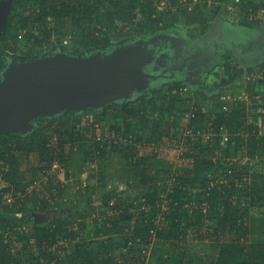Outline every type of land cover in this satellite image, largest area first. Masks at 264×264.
<instances>
[{
    "label": "rangeland",
    "instance_id": "1",
    "mask_svg": "<svg viewBox=\"0 0 264 264\" xmlns=\"http://www.w3.org/2000/svg\"><path fill=\"white\" fill-rule=\"evenodd\" d=\"M152 1L157 4L156 14L162 15L165 19L162 22H168L167 27L156 30L147 27L145 32L138 34L133 27L121 28L119 26V29H111L110 32L107 31L101 35L102 41H98L97 48L92 51H88L86 46L79 42L80 38L76 37V31L73 28L70 33V28L66 24L57 23L53 17L47 19V28L52 30L51 37L46 39L42 46L37 44L40 33L35 34L33 30H29V27L23 30L20 28L22 36L18 46L19 55L14 56L5 52L4 47L11 46V43L0 41V83L4 81L3 73L7 70H17L22 73L35 70L49 79V86H54L56 91H61L59 98L68 97L66 90L73 88L69 75L77 70V65H81V60L84 58L100 61L111 54L113 58L119 60L125 58L123 56L128 50L130 66L131 64L136 65L135 70L138 74V81L134 80L138 84L132 82L130 90H124V97L110 100L101 106H88L79 110L56 102L48 112L31 117L28 123H24L23 128L0 131V139L4 135L27 138L36 129H44L54 151H59L63 147L73 156L72 161L65 163V168H61L65 165L60 162H53L48 173L29 187L30 191L38 188L41 181L46 182L49 175L56 171V174L68 184L64 197L48 201L50 207L47 210H40L36 204L30 203L28 213L17 214L19 218H26L29 221L23 224L17 223L0 233L3 234L5 242L9 241L8 252L18 264H38V260L43 264L53 263L49 261V255L44 257L40 247L34 244L35 237L32 233L36 225L49 226L59 221L62 225V232L59 234L58 242L43 247V251L48 254L51 252L52 256L59 255L63 263H70L78 252V242L87 241L90 249H97L105 242V239L110 237L111 241L108 244L105 243L108 256L112 260H121L124 263L126 256L130 258V254L123 253L118 246L124 243L126 237L130 235L129 230L110 235L100 234L98 230L111 226L114 219L121 217L126 211L130 213V209L133 212H141L140 210L146 206L143 196L150 188H158L163 192L174 184V173L172 175L167 172L166 165L158 166L163 171L157 173L156 184L144 186L138 183L134 175L135 169L131 168L130 159L127 156L130 151L128 146H131L132 142L126 135V129L122 134L114 135L109 128L103 129L98 125H91L92 119L97 115L101 116L107 106H133L152 96L157 99V109L154 112L149 110L145 112L144 122L143 118L135 120L137 124H145L143 125L144 139L141 144H137V152L138 155H143L152 152L154 146L158 147V154L161 153V156L168 158L166 162L170 163L171 173L183 161L181 158L185 140L183 127L187 118L179 109L169 113V120L166 119L167 114L164 115L161 112L163 99L167 98L166 95L169 94L167 92L174 84H178L179 89L181 86L187 87V91H184L181 97H184L183 102L191 107L199 105L207 111L217 108L228 110L238 105L246 106V111L242 116L244 129L240 130V134L244 136V149L237 156H226V159L230 163L228 165L234 169L235 167L252 169L257 164L260 166L259 161L264 158V34H261L264 30V14H261L264 12V0H251L259 4L258 17L263 16V22L255 25H262V28H254V30L245 26L237 29L227 27L228 23L245 25L243 23L247 20L245 16L247 11L243 7L245 0ZM196 4L203 6L201 14L203 19H208L207 27H204V22H189L187 19L189 14L194 12ZM40 8L41 4H36L32 0L26 12L29 14ZM24 11L25 7L20 3L17 4V0H0V34L6 28L11 15L15 13L16 19H19ZM95 17V15L91 16L92 25L90 27L92 29H87L89 32L99 26ZM248 18L251 19L249 15ZM233 35L236 37L232 38ZM107 37L109 45L104 48L102 45ZM88 39L94 41L95 37L93 35ZM131 46H133L132 49H130ZM229 47H233V51H238L239 55L230 51ZM248 48H251L252 55L246 51ZM31 49L34 53L28 56L27 53ZM140 78L142 80H139ZM139 85L142 88L137 89ZM80 88L89 90L88 98L91 101L99 103L104 101L95 90H91L92 85L87 87L86 84H82ZM256 88L259 93H255ZM177 89V87L174 88V90ZM181 102L180 106L183 105ZM72 113L83 118L85 128L83 137L73 141L70 140L71 136H66L68 140L61 144L52 121L61 119L63 123L70 125L73 121ZM159 124L164 134H166V128L172 126L169 131L170 135L167 137L157 131L159 137L153 143L151 138L156 130L155 127ZM226 134L229 133L225 132L224 135ZM257 140L261 145L257 144ZM102 146H105L104 149L108 151L104 156L99 153L98 149ZM250 152H253L254 156L249 155ZM36 154L31 155L30 158L20 157V163L17 166V176L20 180H31L35 167L39 165V157ZM12 166L15 167V164L0 166V169L8 170ZM67 171L71 174L69 177H66ZM0 183L6 184L4 173L1 171ZM211 185L219 189L223 188L226 197L234 195L236 197V192L232 191L234 187L230 185L229 180H224L223 183L214 181ZM227 185L230 191L225 188ZM237 187V193L241 196L240 203L250 208L249 220L252 222L247 220V225H249L251 241H264V228L257 219L259 216L254 213L256 207L260 208L258 210L264 209V191L257 193L251 186L248 187L242 182H238ZM191 190L203 195L205 188L201 184H196L191 187ZM46 194L48 193H44L43 196ZM167 197L166 193H162L160 195L162 200L158 199L156 205H147L149 214L156 213L155 223L162 228L167 226L163 216L168 206L167 202H170L166 200ZM204 204L201 205L196 198L194 199V203L189 205L190 219L198 220L202 208L206 212L204 208L207 205ZM70 231L73 235H70ZM196 235L192 231L188 242L180 245L184 246L183 248L188 252L186 259L195 264H216L220 246L215 236L202 240ZM239 236V229L234 228L226 238L231 241L238 239ZM27 238L34 243L24 245ZM144 246L146 264H157L161 255L159 241L155 237L150 244H144ZM163 250L168 253L172 248ZM80 262L84 264L83 261Z\"/></svg>",
    "mask_w": 264,
    "mask_h": 264
},
{
    "label": "trees",
    "instance_id": "2",
    "mask_svg": "<svg viewBox=\"0 0 264 264\" xmlns=\"http://www.w3.org/2000/svg\"><path fill=\"white\" fill-rule=\"evenodd\" d=\"M30 1L32 0H17V4L20 3L21 6L25 7V11L22 12L19 19H16L15 13L11 15L6 28L0 34V41L11 43V46L4 47V51L8 54L14 56L20 54H18V46L22 36L20 31L28 27L35 34L36 32L40 33L37 44L42 46L45 40L51 37L52 33V30L47 28L48 17H53L57 23L66 24L70 28V33L73 28L76 31V37L80 38L79 42H82L88 51L97 48L96 43L103 39L100 36L107 31L110 32L111 29L130 26L138 34H142L147 27L156 30L168 26V22H162V20H165L162 15L156 14L157 4L152 0L145 2L140 0H34L36 4H41V8L27 14V6ZM139 6L140 8H138ZM202 7V5L196 4L194 12L189 14L187 19L189 22H204V27H207L208 19H203ZM243 7L247 11L245 15L247 20L243 22L245 25H239L241 27H258L255 25L263 22V16L258 17V13H260L258 11L259 4L251 0H245ZM261 14H264V12ZM92 15L96 16L95 19L99 26L89 32L87 29H92L90 27L92 25ZM248 15L251 19L248 18ZM96 34L97 36H95ZM93 35L95 37L94 41L88 39ZM107 45H109L108 37L105 38L102 47L105 48ZM33 53L34 50L31 49L27 55L30 56ZM175 87L178 89L174 90ZM181 88L184 87L181 86ZM181 88L179 89L178 84H174L171 90H168L167 93L169 94L166 95L167 98H164L161 104V112L164 115L167 114V120L170 119L169 113H172L175 109H179L187 117L183 127V133L185 134L183 151L181 152L183 161L172 173L170 163L166 162L168 158L161 156V153L158 154V147L154 146L152 152L143 155H138L137 152V144H141L144 139L143 125L145 126V124H137L135 120L143 118L142 121L144 122V113L148 110L154 112L157 109L158 102L155 97L141 100L133 106H107L101 116L97 115L92 119L91 125H98L103 129L109 128V131L114 135H120L126 129V135L130 137L132 142L131 146H128L130 151H128L127 156L130 159L131 168L135 169L134 175L137 177L139 184L144 186L156 184L157 173L163 171L158 168L161 165H166L167 172H170V174L173 175L174 173L175 181L170 188L163 192L158 188H150L143 196L146 206L140 210L141 212H133L130 209V213L128 211L124 212L121 217L113 220L111 226L101 228L98 233L110 235L111 233H124L129 230L130 235L126 237L124 243H120L118 246L123 253L130 254V258L126 256L125 259L127 264H146L144 244H150L155 237L160 243L159 250L161 251L157 264H195L186 259L188 252L183 248L184 246H180L181 243L188 242L192 231L202 240L207 239L209 236H215L220 246L216 264H264V241H251L249 225H247L250 208L240 203L241 196L237 193L238 182L247 184L248 187L251 186L257 193L264 191V158L259 161L260 166L257 164L252 169H244V167H235L234 169V167L228 165L229 162L226 159V156H237L244 149V136L240 134V130L244 129L242 116L246 111V106L238 105L228 110L217 108L207 111L199 105L191 107L188 103L183 102L184 97H181L183 94ZM255 93H259L258 88H256ZM180 102L183 107L179 105ZM225 105L228 108L227 104ZM72 115L73 121L70 125H67L66 122L63 123L61 119L52 121L59 134L61 144L68 140L65 138L66 136H71L70 140L73 141L83 137V130L85 129L82 122L83 118L75 113H72ZM171 127L166 128V134H164L160 124L157 125L151 141L155 143L154 141L158 140V132L169 137ZM225 132L229 133L226 134L227 140L224 139ZM257 141V144H260L259 140ZM226 144L227 146H225ZM104 148L105 146L98 148L99 153L103 156L108 152ZM52 150L50 139L45 134L44 129H36L27 138L4 135L0 139V166L15 164V167H9L8 170L5 168L0 169L6 179L5 186L0 190V233L17 223L23 224L25 221H29L26 218H19L16 214L20 212L28 213L30 203L36 204L40 210H47L50 207L48 201L64 197L68 184L56 174V171L54 174L49 175L46 182L41 181L39 189L36 188L32 192L27 190L29 185L48 173L53 162H60V164L65 165L61 168H65V163L73 159L71 153L63 147L59 151ZM35 153L39 157V165L35 167L31 180H20L17 176L20 157L30 158ZM249 155L254 156V153L250 152ZM135 157L136 160L134 161ZM69 175L71 174L67 171L66 177H69ZM224 180H229L230 185L234 187L232 191L236 192V197H234L235 195L226 197L223 188L219 189L211 185L214 181L223 183ZM166 182L168 183V181ZM196 184H201L205 188L203 195L191 190V187ZM225 188L230 191L229 185ZM13 190L23 193L22 197H18L14 204L3 198V195L9 194ZM44 193L48 194L43 196ZM162 193H166L168 196L166 200L170 201L167 202L168 206H166L163 215L164 223H167L166 228L158 226L154 219L156 213L149 214L147 210V205H156ZM195 198L201 205H205L204 203L207 205L204 208L206 212L202 208L198 220L190 219L191 210L189 205L194 203ZM258 209L260 208L256 207L254 213L259 216L257 219L261 227L264 228V209ZM13 214L16 217H13ZM194 214L196 215V212ZM234 228L239 229L240 236L238 239L229 241L226 237ZM61 232L62 225L60 221L49 226L36 225L33 227L32 233L35 237V243L30 242V239L27 238L24 245L36 244L38 248L40 247L39 249L44 257L49 255V261H53L54 264H81L80 261H83L84 264H126L121 260H112L108 256L106 244L111 241L110 237L105 239V242L99 245L97 249H90L87 241L78 242V252L73 261L63 263L59 255L52 256L51 252L48 254L42 250L43 247L58 242ZM71 234L73 235L72 231H70ZM154 234L156 235L154 236ZM2 235L0 234V264H18L17 260L8 252L9 241L5 242ZM164 245L166 246L164 247ZM165 248H172V250L167 253L166 250H163ZM38 264L43 263L38 260Z\"/></svg>",
    "mask_w": 264,
    "mask_h": 264
},
{
    "label": "water",
    "instance_id": "3",
    "mask_svg": "<svg viewBox=\"0 0 264 264\" xmlns=\"http://www.w3.org/2000/svg\"><path fill=\"white\" fill-rule=\"evenodd\" d=\"M132 48L133 46L130 47ZM128 52L127 50L123 56L125 58L119 60L113 58L111 54L100 61L82 59L81 65H77V70L71 71L69 75L73 88L66 90L68 97L64 98H59L61 91L49 86V79L38 71L29 70L25 73L17 70L5 71L4 81L0 83V131L23 128L24 123H28L31 117L48 112L56 102L79 110L88 106H101L110 100L124 97V90H130L133 83L138 84L135 82L138 81L136 65L130 66ZM75 73L77 77H74ZM13 84L19 85L13 87ZM82 84H86L87 87L92 85L91 90H95L104 101L102 103L91 101L88 98L89 90H81ZM14 88L16 90H12ZM136 88L142 87L139 85Z\"/></svg>",
    "mask_w": 264,
    "mask_h": 264
},
{
    "label": "crops",
    "instance_id": "4",
    "mask_svg": "<svg viewBox=\"0 0 264 264\" xmlns=\"http://www.w3.org/2000/svg\"><path fill=\"white\" fill-rule=\"evenodd\" d=\"M228 26V28H241V26L240 25H231V23H228L227 24ZM262 26V25H261ZM261 26H258V27H247V28H249V29H253L254 30V28H262ZM261 34H264V30H262L261 31ZM236 36L235 35H233L232 36V38H235ZM230 48V51H233V47L231 48V47H229ZM247 48V47H246ZM246 51L250 54V55H252L251 54V48H248V49H246ZM234 52H236V51H233V53ZM232 53V55L234 56V57H236L234 54ZM237 54H238V51L236 52ZM247 54V53H246ZM239 55V54H238ZM240 62H242V61H240ZM246 63V62H245ZM5 186V184H3V183H0V190L3 188ZM29 191V190H28ZM12 192V193H11ZM11 192H9V194H7V195H3V198L7 201V202H10V203H12V204H14V202L17 200V198L18 197H22V195H23V193H21V192H19V191H16V190H13V191H11ZM30 192V191H29ZM9 197H13L14 198V200L13 201H9L8 199H9ZM13 215H15V214H13ZM17 215V214H16ZM0 217H1V215H0Z\"/></svg>",
    "mask_w": 264,
    "mask_h": 264
},
{
    "label": "built area",
    "instance_id": "5",
    "mask_svg": "<svg viewBox=\"0 0 264 264\" xmlns=\"http://www.w3.org/2000/svg\"><path fill=\"white\" fill-rule=\"evenodd\" d=\"M263 11H264V9H263ZM181 90H182V92L187 91V87L181 88ZM224 139L227 140V136H226V135L224 136ZM8 200H9V201H13L14 198H13V197H9Z\"/></svg>",
    "mask_w": 264,
    "mask_h": 264
},
{
    "label": "flooded vegetation",
    "instance_id": "6",
    "mask_svg": "<svg viewBox=\"0 0 264 264\" xmlns=\"http://www.w3.org/2000/svg\"><path fill=\"white\" fill-rule=\"evenodd\" d=\"M19 84H13V87H17ZM12 90H16V88L12 89ZM15 96V95H14Z\"/></svg>",
    "mask_w": 264,
    "mask_h": 264
},
{
    "label": "bare ground",
    "instance_id": "7",
    "mask_svg": "<svg viewBox=\"0 0 264 264\" xmlns=\"http://www.w3.org/2000/svg\"><path fill=\"white\" fill-rule=\"evenodd\" d=\"M30 186H31V185H29V187H30ZM29 187L27 188V190L29 189ZM35 189H36V188H35ZM35 189H33V190H35ZM33 190L30 191V189H29L30 192H32ZM29 191H28V192H29Z\"/></svg>",
    "mask_w": 264,
    "mask_h": 264
}]
</instances>
